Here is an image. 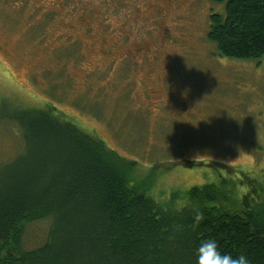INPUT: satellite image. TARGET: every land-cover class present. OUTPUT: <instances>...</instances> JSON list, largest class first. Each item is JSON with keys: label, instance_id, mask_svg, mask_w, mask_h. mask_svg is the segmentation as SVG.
<instances>
[{"label": "rangeland", "instance_id": "obj_1", "mask_svg": "<svg viewBox=\"0 0 264 264\" xmlns=\"http://www.w3.org/2000/svg\"><path fill=\"white\" fill-rule=\"evenodd\" d=\"M20 1L0 0V108L3 102L27 106L48 100L74 115L108 147L137 161V178L152 185L146 192L155 199L176 189L181 195L192 185L218 183L223 177L242 178L246 192L250 188L244 171L262 194L264 55L237 59L216 52L207 38L208 14L221 12L222 4L64 0L62 5L61 0H42V25L31 27L41 9ZM97 10L101 22L105 15L110 25L96 24L100 20L92 15ZM111 27L115 35L129 33L132 40L128 46L124 41L116 44L112 54L89 36L100 29L98 37L110 42L115 39ZM128 49L142 67L137 62L129 67L131 63L118 56ZM139 51L148 54L138 56ZM126 91L128 98L124 93L118 97ZM16 138L14 130L0 125V156ZM182 159L202 163L166 166ZM224 164L236 168L229 172ZM47 224L28 223L25 245L40 244Z\"/></svg>", "mask_w": 264, "mask_h": 264}, {"label": "trees", "instance_id": "obj_2", "mask_svg": "<svg viewBox=\"0 0 264 264\" xmlns=\"http://www.w3.org/2000/svg\"><path fill=\"white\" fill-rule=\"evenodd\" d=\"M211 1L222 4L221 12L208 14L207 38L216 52L237 59L263 56L264 0ZM109 32L115 38L108 44L111 54L121 41L132 42L129 33L115 35L112 27ZM130 52L118 56L129 67L134 62L142 67ZM122 93L129 97L128 91L118 97ZM3 124L17 138L0 156V264H197V249L207 239L217 241L222 255L243 254L250 264H264V184L259 195L245 171L246 192L242 178L223 177L155 199L146 192L152 185L137 178V161L48 100L27 106L3 102ZM201 163L182 159L165 165ZM222 166L229 172L236 168ZM38 220L48 223L45 237L26 246L25 227Z\"/></svg>", "mask_w": 264, "mask_h": 264}, {"label": "clouds", "instance_id": "obj_3", "mask_svg": "<svg viewBox=\"0 0 264 264\" xmlns=\"http://www.w3.org/2000/svg\"><path fill=\"white\" fill-rule=\"evenodd\" d=\"M197 220L200 216L197 215ZM197 264H250V260L243 254L233 257L231 254H221L217 241L207 239L200 243L197 249Z\"/></svg>", "mask_w": 264, "mask_h": 264}, {"label": "flooded vegetation", "instance_id": "obj_4", "mask_svg": "<svg viewBox=\"0 0 264 264\" xmlns=\"http://www.w3.org/2000/svg\"><path fill=\"white\" fill-rule=\"evenodd\" d=\"M29 3H32V4H35V8H38V9H41L40 10V15L36 18L35 17V19L32 21V22H30V26L31 27H33L34 25H36V22H39L40 23V25H42V0H38L37 1V3H34L36 0H27ZM25 2V0H21L20 1V4H23ZM61 3H62V5H63V3H64V0H61ZM32 9H34V8H32ZM52 9H55L54 7L52 8ZM35 10V9H34ZM57 11H59L58 9H56ZM56 10H52V11H56ZM62 10V9H61ZM97 12H100V10L98 11H96V12H94L93 13V15H92V17H93V19L95 18V21H96V19H98V20H100V21H96L97 23L96 24H100V22H101V19L98 17V15H99V13H97ZM140 12V11H139ZM139 12H137V14L139 13ZM105 19V18H104ZM102 24L103 23H105V24H107V20H105V22H101ZM133 29V28H132ZM100 30V29H99ZM99 30L98 31H96V32H94L93 31V33L91 34V35H89V36H94L95 38H92V40L94 39V40H96V41H98L97 42V44H98V46L100 47V48H105V46H108V44H109V42H105V40H104V43H103V39L102 38H100V37H98V35H99ZM96 34V35H95ZM98 34V35H97Z\"/></svg>", "mask_w": 264, "mask_h": 264}]
</instances>
